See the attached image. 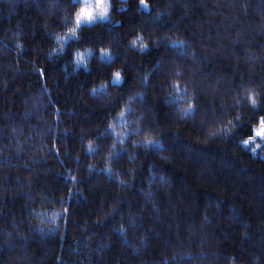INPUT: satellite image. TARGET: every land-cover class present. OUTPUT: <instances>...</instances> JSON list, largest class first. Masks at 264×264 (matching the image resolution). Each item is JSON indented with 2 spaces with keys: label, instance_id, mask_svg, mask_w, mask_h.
<instances>
[{
  "label": "trees",
  "instance_id": "trees-1",
  "mask_svg": "<svg viewBox=\"0 0 264 264\" xmlns=\"http://www.w3.org/2000/svg\"><path fill=\"white\" fill-rule=\"evenodd\" d=\"M146 2L52 54L80 5L0 0V264H264V0Z\"/></svg>",
  "mask_w": 264,
  "mask_h": 264
},
{
  "label": "snow or ice",
  "instance_id": "snow-or-ice-1",
  "mask_svg": "<svg viewBox=\"0 0 264 264\" xmlns=\"http://www.w3.org/2000/svg\"><path fill=\"white\" fill-rule=\"evenodd\" d=\"M80 5L78 11L75 13L74 21L69 18L66 20V24L74 23V26L71 28H68V32L64 36H56L55 40L58 44L61 45L59 49H54L52 54L62 53L64 51V48L70 44L72 41L78 39L76 33L77 30L82 27L91 26L92 24L96 22H102V21H109V0H74L73 6ZM141 7L147 9L148 5L146 3V0H140ZM174 43H182V42H174ZM137 44H139V47L136 48ZM131 47L136 48V50L140 52H144L147 50L148 45L143 43L142 37H137L135 40L131 42ZM92 55L90 50H86L83 53H77L76 54V63L78 66L82 65L85 61L87 56ZM102 56L105 60H110L111 57L108 55V53L105 51L102 53ZM40 71V70H37ZM177 76L179 77V73H177ZM122 76L119 71L115 72L111 83L113 86H116L122 82ZM147 77L144 78V83L147 82ZM173 88V94L175 96V99L170 101L172 103L179 104L181 102L187 103V107L181 108L180 114L182 117H188L194 114L196 110V105L194 102L189 100V94L187 87L184 86L183 90H181V85L178 82H174L172 84ZM104 91V86H101L100 89H93L94 93H98ZM258 95L253 90H246L245 94L241 98L243 102H246L250 104L252 109L255 111L260 105H264V97L260 98L258 102ZM239 102V101H237ZM131 113L132 109L131 107H128L125 109V111H122L119 113L118 119H121L125 116V113ZM236 120H239V116L235 118ZM114 126H109V131L111 132L113 130ZM234 128L233 121L229 120L224 125V127L219 129L220 134H224L227 131ZM214 135L216 133H213ZM116 139L119 143H123L124 141L119 138V134H116ZM148 143H154V141H148ZM240 143H242L245 147H250L254 145V147H250V151L253 153L256 152L258 148H264V116H260L258 122L252 127L251 135H249L246 139L242 140ZM88 152H97L98 148H93L91 145L88 146L87 149ZM120 151H123V149H120ZM116 152V146L113 145L112 149L109 151V155L113 156ZM111 172V170H109ZM69 179H72L70 176ZM123 183V182H121Z\"/></svg>",
  "mask_w": 264,
  "mask_h": 264
},
{
  "label": "rangeland",
  "instance_id": "rangeland-1",
  "mask_svg": "<svg viewBox=\"0 0 264 264\" xmlns=\"http://www.w3.org/2000/svg\"><path fill=\"white\" fill-rule=\"evenodd\" d=\"M147 3V2H146ZM148 5V4H147ZM148 9V8H147ZM114 75V74H113ZM122 76V75H121ZM113 77V76H112ZM112 80V78H111ZM247 138V137H246ZM245 138V139H246ZM244 140V139H243ZM250 147H254V145L250 146ZM250 147H248L250 149ZM255 154H259L260 156H264V148H258L255 152Z\"/></svg>",
  "mask_w": 264,
  "mask_h": 264
}]
</instances>
